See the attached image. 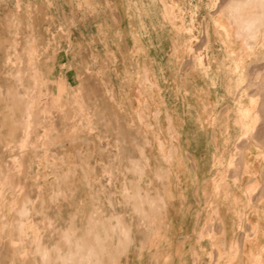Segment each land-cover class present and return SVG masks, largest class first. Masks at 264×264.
<instances>
[{
    "label": "crops",
    "instance_id": "0c3cea01",
    "mask_svg": "<svg viewBox=\"0 0 264 264\" xmlns=\"http://www.w3.org/2000/svg\"><path fill=\"white\" fill-rule=\"evenodd\" d=\"M12 9L22 38L46 47L44 71L114 75L117 118L127 119L118 131L126 149L142 148L141 198L159 201L153 212L144 203L148 230L134 212L118 225L114 264H264V129L247 126L250 100L256 115L264 105L253 74L264 63L232 46L256 31L264 40V0H0V25ZM152 87L161 105L153 130L168 153L153 180ZM136 88L141 127L128 108Z\"/></svg>",
    "mask_w": 264,
    "mask_h": 264
},
{
    "label": "rangeland",
    "instance_id": "374dc122",
    "mask_svg": "<svg viewBox=\"0 0 264 264\" xmlns=\"http://www.w3.org/2000/svg\"><path fill=\"white\" fill-rule=\"evenodd\" d=\"M0 26V264H114L118 225L125 227L134 212L136 226L148 230L153 217L143 216L144 203L151 212L159 206L156 199L141 198L142 148L126 149L118 131L127 119L117 118L114 87L108 85L114 75L44 71L51 57L37 40L22 38L14 9ZM256 32L232 46L264 63V40ZM206 43L198 41L199 64ZM231 74L238 84L239 73ZM253 74L262 82L255 91L264 93V73ZM135 90L128 108L141 127L142 89ZM158 92L152 87V180L165 175L161 163L168 159L153 130L161 113ZM250 105L249 131L264 129V105L257 103L258 115L254 99ZM239 125L244 128L242 120Z\"/></svg>",
    "mask_w": 264,
    "mask_h": 264
}]
</instances>
